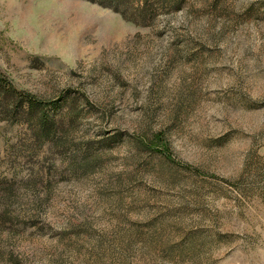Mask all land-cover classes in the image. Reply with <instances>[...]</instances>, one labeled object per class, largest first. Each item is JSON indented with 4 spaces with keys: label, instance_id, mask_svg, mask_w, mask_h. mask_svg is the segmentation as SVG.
I'll return each instance as SVG.
<instances>
[{
    "label": "rangeland",
    "instance_id": "374dc122",
    "mask_svg": "<svg viewBox=\"0 0 264 264\" xmlns=\"http://www.w3.org/2000/svg\"><path fill=\"white\" fill-rule=\"evenodd\" d=\"M4 82L0 264H264V0H0Z\"/></svg>",
    "mask_w": 264,
    "mask_h": 264
},
{
    "label": "trees",
    "instance_id": "16d2710c",
    "mask_svg": "<svg viewBox=\"0 0 264 264\" xmlns=\"http://www.w3.org/2000/svg\"><path fill=\"white\" fill-rule=\"evenodd\" d=\"M91 1L102 2V0ZM0 88H2V92L9 98L7 104L4 105L6 112L11 113L15 111L22 118L23 116H27L28 120L35 122L37 125L36 130L38 131L36 135L44 140L50 139L54 135L56 130L55 123L49 117L47 111L44 110L47 104L44 105L41 101H36L31 95L16 92L9 83L4 82L0 84ZM59 106L57 103L51 104V109L56 110Z\"/></svg>",
    "mask_w": 264,
    "mask_h": 264
}]
</instances>
